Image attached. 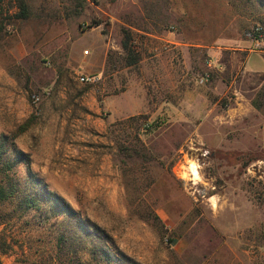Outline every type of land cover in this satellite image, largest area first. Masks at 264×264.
<instances>
[{
  "label": "rangeland",
  "instance_id": "rangeland-1",
  "mask_svg": "<svg viewBox=\"0 0 264 264\" xmlns=\"http://www.w3.org/2000/svg\"><path fill=\"white\" fill-rule=\"evenodd\" d=\"M25 1L0 37V140L109 237L111 262L85 236L80 264H264V56L245 37L264 0ZM5 212L0 264H59L64 217Z\"/></svg>",
  "mask_w": 264,
  "mask_h": 264
},
{
  "label": "trees",
  "instance_id": "trees-1",
  "mask_svg": "<svg viewBox=\"0 0 264 264\" xmlns=\"http://www.w3.org/2000/svg\"><path fill=\"white\" fill-rule=\"evenodd\" d=\"M8 0H0V37L6 32L11 22L16 20H27L31 17V11L25 0H17V12L11 13L10 10H4V5ZM252 3V0H248ZM100 25V24H99ZM121 47L126 54L127 66H133L138 63V56L135 54L132 46L131 32L123 29ZM213 75H211V79ZM147 116H140L139 119L148 120ZM145 130H149L151 125L144 121L142 124ZM15 139L3 138L0 140V226L7 223L11 217L5 210H14L21 218L28 217L31 213H39L43 218L42 225L51 223V219L64 217L66 226L57 230L56 243L58 254L56 259L59 264H80V252H84L88 243L84 237H94L98 243L90 247L91 255L102 261L111 262V255L102 246L101 241L110 239L107 234L85 222L78 214L58 195L53 194L46 185L36 178L30 171V158L23 152H19L15 147ZM28 167V174L25 178L20 177V166ZM53 225V223H52ZM53 228V227H52ZM54 230V228H53ZM9 244L0 232V251L6 254L9 250Z\"/></svg>",
  "mask_w": 264,
  "mask_h": 264
},
{
  "label": "built area",
  "instance_id": "built-area-1",
  "mask_svg": "<svg viewBox=\"0 0 264 264\" xmlns=\"http://www.w3.org/2000/svg\"><path fill=\"white\" fill-rule=\"evenodd\" d=\"M246 39L251 43L250 52L252 53H260L264 54V27L261 25H256L250 28L246 34ZM207 68L208 71L205 72L202 76L199 78V83L205 84L210 81L211 79V73L214 72H222L223 66L220 63H217L215 60L210 59L207 61ZM97 80L95 76H88V75H82L80 77V81L82 83H93ZM39 97L35 98V101H39Z\"/></svg>",
  "mask_w": 264,
  "mask_h": 264
},
{
  "label": "bare ground",
  "instance_id": "bare-ground-1",
  "mask_svg": "<svg viewBox=\"0 0 264 264\" xmlns=\"http://www.w3.org/2000/svg\"><path fill=\"white\" fill-rule=\"evenodd\" d=\"M188 170L191 173V175L195 176V178H199L198 167L195 164L192 163V165H190V168Z\"/></svg>",
  "mask_w": 264,
  "mask_h": 264
},
{
  "label": "crops",
  "instance_id": "crops-1",
  "mask_svg": "<svg viewBox=\"0 0 264 264\" xmlns=\"http://www.w3.org/2000/svg\"><path fill=\"white\" fill-rule=\"evenodd\" d=\"M247 43L249 44L250 42L247 40ZM251 44V43H250ZM252 53V52H251ZM256 54H260V53H256ZM261 55H263L264 56V54H261ZM249 57H250V54H249V56L247 57V62H248V59H249ZM247 62H246V65H245V69L247 70V71H249L248 69H247ZM250 73H256V74H258V73H264V72H251V71H249Z\"/></svg>",
  "mask_w": 264,
  "mask_h": 264
}]
</instances>
